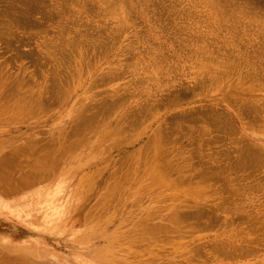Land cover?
<instances>
[{"label": "rangeland", "instance_id": "rangeland-1", "mask_svg": "<svg viewBox=\"0 0 264 264\" xmlns=\"http://www.w3.org/2000/svg\"><path fill=\"white\" fill-rule=\"evenodd\" d=\"M0 97V158L34 138L19 167L136 120L30 191L0 185V264H264V0H0ZM240 99L259 110L236 121Z\"/></svg>", "mask_w": 264, "mask_h": 264}, {"label": "bare ground", "instance_id": "bare-ground-1", "mask_svg": "<svg viewBox=\"0 0 264 264\" xmlns=\"http://www.w3.org/2000/svg\"><path fill=\"white\" fill-rule=\"evenodd\" d=\"M63 55V54H62ZM64 56H66V54L65 55H63V57ZM62 57V56H61ZM66 58H70V57H68V56H66ZM59 60L61 59V58H58ZM64 60H62V61H65V58H63ZM70 60H71V58H70ZM70 60H69V62H70ZM61 61V60H60ZM61 61V62H62ZM66 62V64H67V62H68V59H67V61H65ZM64 62V63H65ZM72 62V61H71ZM71 62H70V64H71ZM85 62V61H84ZM56 63H58V62H56ZM63 63V64H64ZM88 64H89V61H88ZM75 64H74V62H73V66H74ZM86 65V64H85ZM55 66V65H54ZM72 67V66H71ZM53 68V67H52ZM57 68H58V66H57ZM57 68H55L54 67V69H56L57 70ZM73 68V67H72ZM53 69V70H54ZM52 70V69H51ZM55 71V70H54ZM58 71V70H57ZM56 71V72H57ZM56 72H54L55 74H53L54 76H57L56 75ZM52 73H53V71H52ZM246 73V72H245ZM248 74V73H247ZM250 74H251V72H250ZM52 75V76H53ZM249 75V74H248ZM58 77V76H57ZM56 79V78H55ZM51 80V79H50ZM57 80V79H56ZM55 80V81H56ZM52 81H54V80H52ZM59 81V80H58ZM53 83V82H52ZM68 84V83H67ZM66 84V85H67ZM70 84V83H69ZM26 85V84H25ZM53 85V84H52ZM59 85H60V82L58 83V85H57V83H55L54 84V87L56 88V87H59ZM65 85V84H64ZM50 87V86H49ZM62 87H64V86H62ZM67 87H69L68 85H67ZM39 87H37V89H38ZM51 88V87H50ZM49 88V89H50ZM55 88H53V89H55ZM238 88V87H237ZM248 88V87H247ZM56 89H57V91H56ZM55 89V91L57 92V93H59L58 92V89L59 88H56ZM62 88H60V90H61ZM244 89V88H243ZM242 89V90H243ZM258 89V88H257ZM263 89V88H262ZM31 91H32V89H31ZM49 91V90H48ZM54 91V90H53ZM52 91V92H53ZM54 91V92H55ZM62 91H65L64 89H62ZM67 91V90H66ZM69 91V90H68ZM28 93H29V91H27ZM34 93H33V96H29V97H34V94H35V90L33 91ZM37 92V91H36ZM52 92H49V94L51 95V93ZM55 92V93H56ZM75 92V91H74ZM31 93V92H30ZM37 93H39V92H37ZM45 93H47V91L45 92ZM56 93V96H58V94ZM27 94V93H26ZM44 94V93H43ZM239 94H241V93H239ZM2 95V94H1ZM6 95V94H5ZM29 95V94H28ZM40 95V94H39ZM55 95V94H54ZM65 95V94H64ZM64 95H62V97L64 96ZM7 96V95H6ZM24 96H25V94H24ZM43 96V95H42ZM48 96V95H47ZM46 96V97H47ZM56 96H53V97H56ZM3 97H4V94H3ZM66 97H68V96H66ZM62 98V100L63 99H67V98ZM240 97V96H239ZM1 99H2V97H0ZM40 98V97H39ZM43 98L45 99V101H46V98L43 96ZM49 98H52V97H49ZM57 98V97H56ZM233 98V97H232ZM59 99H60V97H58V102H59ZM221 100L223 99V97L222 98H220ZM237 99H239V98H237ZM37 99H34V101H36ZM55 100V99H54ZM225 100V99H224ZM234 100V99H233ZM31 101V100H30ZM48 101H49V99H48ZM228 101H230V97H229V100ZM241 99H240V103L238 102L237 103V105H232V107H230L231 108V110H232V112H233V117L235 118V120L237 121H240V119H242V117H244L245 115H243V114H248L249 112H252L254 109L256 110H259L258 108H255V106L256 105H258V104H256V105H253V104H249V103H246V105L248 106H246L244 103H241ZM246 100H244L243 102H245ZM40 102V101H39ZM52 102V101H51ZM234 103H236L235 101H233ZM233 102H232V104H233ZM249 102V101H248ZM30 103V102H29ZM29 103H28V105H29ZM32 103V102H31ZM38 103V102H37ZM37 103H35V105L37 104ZM46 103V102H45ZM105 103V102H104ZM229 103H231V101L229 102ZM251 103V102H250ZM33 104V103H32ZM31 104V106H33ZM98 104H101L100 106H99V111L98 112H94V114L92 113L91 115L89 114L88 115V113L86 114V112H85V110H84V108L82 109L83 111L82 112H78V115H74L73 116V118L75 119V121L77 120V122L78 123H74V125L73 126H76V129H79V127H81V128H85V127H96V125H95V123L97 122V121H95V119H96V117L98 116V115H100V113H103L104 111H106L107 109H108V106H107V108L105 107V105L104 104H102V103H98ZM255 104V103H254ZM27 105V106H28ZM35 105H34V107H35ZM42 105V104H41ZM44 105V104H43ZM48 105V104H47ZM48 106H50V104L48 105ZM34 107H32L31 109H33ZM38 107V106H37ZM40 107V106H39ZM39 107L37 108V110L39 109ZM110 107V106H109ZM41 108V107H40ZM44 108V107H43ZM46 108V107H45ZM44 108V109H45ZM91 108V107H90ZM89 108V109H90ZM30 109V110H31ZM42 109V108H41ZM86 109V108H85ZM34 110V109H33ZM32 110V111H33ZM87 111H89V110H87ZM92 111V110H91ZM84 112H85V114H84ZM253 113V112H252ZM132 116H135V115H132ZM130 117L129 115H119V117H118V120H117V126H115L114 128H112L111 130H109V131H104L103 133H101L100 134V136H98V134H96L95 135V141L93 140L92 142H87V141H91L92 139H91V137H86L85 138V136H83V134H81L82 136H80V135H78V138L77 139H75V140H73V139H71L70 137H69V139H71V140H67V139H65V140H63V141H61L60 140V138H59V136H52V138L49 140V141H47V139H46V143L44 144V146H46L45 147V149H46V151L45 152H42L41 154H39L38 155V157H37V160H36V164H35V168H33L32 167V164H27L26 166H24V163H22V164H20V167L18 166V164L16 165V164H14L13 163V159L15 158L16 160H19V157L20 156H22V155H26L28 152H35L34 151V147H33V143H32V141L34 140V138H32V137H27V138H25V139H23V140H21V142L19 143V146H15L16 148H15V150L14 151H12V152H10V154L12 153V155L10 156V158H7V159H3V158H5L6 156H3L2 158H0V185H1V191H2V189L4 190V191H9V189L11 190V188H14V189H16L17 191H30L31 190V187H32V183H37V182H39L42 178L43 179H46V178H44V177H47V176H49L51 173H55V172H57V171H61V170H66V168H68V167H70L72 164H74V161H76L77 163L80 161V162H82V163H84V160L86 159L85 157V155H84V153L85 152H87V151H89V154H91L93 151H98V150H100V146L102 145V148L103 147H105L104 146V144L105 143H107V142H109V145L108 146H111L112 145V148H114V147H116L118 144H120L121 142H122V138H121V135L123 134V130H122V128H121V124L120 123H122V121H125V122H128L130 125H135L136 124V120L134 119V117ZM216 116H218V117H216L214 120L215 121H213V124L214 123H216V122H218V118H219V120L221 121V120H223V121H225V118H223V119H220L221 117H223V116H219V115H216ZM225 117V116H224ZM229 117V116H228ZM227 117V118H228ZM245 118V117H244ZM12 119V118H11ZM73 119V120H74ZM230 120H231V118H230ZM75 121H73V122H75ZM226 121H229V119L228 120H226ZM226 121H225V123H226ZM232 121H230V122H228L229 124L231 123ZM241 122H242V120H241ZM77 124V125H76ZM80 125V126H79ZM219 124H217V126H218ZM216 126V127H217ZM225 126V125H224ZM229 126H231V125H229ZM215 127V126H214ZM227 127V126H226ZM217 128H219V127H217ZM221 128H223V124H222V127ZM228 128H230V127H228ZM232 128V127H231ZM230 128V129H231ZM224 129H226V128H224ZM215 130V129H214ZM223 130V129H222ZM221 130V131H222ZM234 130V129H233ZM232 130V131H233ZM158 132H159V130H157ZM216 131V130H215ZM218 131V130H217ZM227 130H225V132H226ZM99 132H102V131H99ZM224 132V133H225ZM234 132H235V130H234ZM237 132V131H236ZM235 132V133H236ZM156 133V132H155ZM232 133V132H231ZM239 133V132H238ZM218 134V133H217ZM233 134V133H232ZM237 134V133H236ZM162 135V134H161ZM220 135V134H219ZM235 135V134H234ZM158 135H154V137H156V138H153L154 139V141H158V137H157ZM221 136H223V135H221ZM236 136V135H235ZM237 136H238V134H237ZM79 137H81L80 139H79ZM92 137H93V135H92ZM86 141H85V140ZM50 143H52V144H50ZM111 148V149H112ZM111 149L109 150V153H110V151H111ZM258 149V148H257ZM106 150H108V149H106ZM259 150V149H258ZM250 151V150H249ZM249 151H248V153H249ZM252 152H253V150H251ZM250 151V152H251ZM25 152V153H24ZM255 153H256V151H255ZM247 154V153H246ZM18 156V157H17ZM77 156V158L75 159V157ZM87 156H88V153H87ZM190 157L191 156H193V155H189ZM188 156V157H189ZM243 156V155H242ZM244 156H246V155H244ZM187 158V157H186ZM193 158V157H192ZM192 158H190V159H192ZM241 158V160H243L242 158H245V157H240ZM247 158V157H246ZM246 158H245V160H246ZM3 159V160H2ZM187 159H189V158H187ZM249 159V158H248ZM252 158H250V160H251ZM78 160V161H77ZM240 161V160H239ZM18 166V167H17ZM155 172H156V170H155ZM16 175H19L17 178L15 177ZM30 175H33L34 177H31ZM43 175H44V177H43ZM158 176V175H157ZM157 179H158V177H154V181H157ZM7 181H10V183H15V185L14 186H11V185H8V184H5ZM57 181H55L54 183H56ZM5 185H8V186H5ZM63 185H64V182H61V179H59L58 180V182H57V184L55 185V186H53V187H51V189H52V191L54 192V193H57V192H61L63 189H62V187H63ZM228 186V185H227ZM230 187V186H229ZM232 188H234V187H232ZM110 190H112V188H110ZM230 190V189H229ZM229 190H227L228 192H229ZM234 190H235V188H234ZM4 191H2V192H4ZM241 193V192H240ZM194 207V206H193ZM196 209V208H195ZM200 209H198L197 211H199ZM179 211V210H178ZM176 212L177 213V215H178V213L179 212ZM190 211V210H189ZM180 212H183V211H180ZM184 212H188V211H184ZM191 212V213H190ZM190 212H188L187 214H189L190 215V217H191V215H192V211H190ZM176 213L174 214V212H173V217H175L176 216ZM195 214H196V212H194ZM201 212H199V214H200ZM182 214V213H181ZM185 213H183V215H184ZM186 214V215H187ZM171 215H172V213H171ZM186 215H184L183 217H185V218H187L186 217ZM182 216V215H181ZM188 216V215H187ZM194 216V215H193ZM172 217V216H171ZM189 217V216H188ZM189 217V218H190ZM196 217V216H195ZM199 216H197L196 218H198ZM180 218H182V217H180ZM188 218V219H189ZM177 219H179V216H178V218ZM199 224V223H198ZM8 263V259H5V264H7ZM9 264H41V262H39V261H37L36 259H34V258H32V257H30L29 255H27L26 253H24V254H22V253H19V254H17L16 255V257L14 258V259H12V262L11 263H9ZM43 264V263H42ZM45 264H47V263H45Z\"/></svg>", "mask_w": 264, "mask_h": 264}]
</instances>
